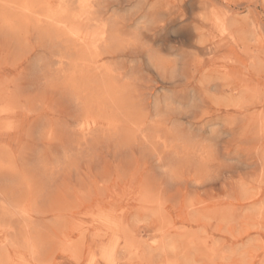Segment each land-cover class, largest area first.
Here are the masks:
<instances>
[{
  "label": "rangeland",
  "instance_id": "374dc122",
  "mask_svg": "<svg viewBox=\"0 0 264 264\" xmlns=\"http://www.w3.org/2000/svg\"><path fill=\"white\" fill-rule=\"evenodd\" d=\"M37 1L0 0V264H264V0H100L101 55Z\"/></svg>",
  "mask_w": 264,
  "mask_h": 264
},
{
  "label": "bare ground",
  "instance_id": "6f19581e",
  "mask_svg": "<svg viewBox=\"0 0 264 264\" xmlns=\"http://www.w3.org/2000/svg\"><path fill=\"white\" fill-rule=\"evenodd\" d=\"M10 1V0H8ZM27 1V0H26ZM37 1V0H36ZM39 2V1H37ZM36 2V3H37ZM53 2L56 3V6H53ZM2 4V3H1ZM52 4V5H51ZM108 4V3H107ZM219 4V3H218ZM3 5V4H2ZM28 5V4H27ZM11 6V5H10ZM111 6V5H110ZM36 7V5H35ZM34 7V8H35ZM108 7L105 4H101L100 0H44L43 5L40 7L43 11V15L48 19V23L54 25L55 27L59 28L61 32L64 33L67 38H74L80 46L83 45L87 47H91L96 55L98 54L97 49L100 48L101 45L104 44L106 39V32H107V21L104 17L108 11ZM39 9V8H38ZM7 10V9H6ZM10 10V9H9ZM20 11V10H18ZM29 11V10H28ZM129 11V10H128ZM228 11V10H227ZM12 12V11H11ZM15 12V11H14ZM7 13V12H6ZM16 13V12H15ZM28 13V12H27ZM12 14V13H11ZM37 14V13H36ZM39 14V13H38ZM116 14V13H115ZM114 14V15H115ZM17 15V13L15 14ZM118 15V14H117ZM119 16V15H118ZM117 16V17H118ZM16 17V16H15ZM25 17V16H24ZM32 17V16H31ZM115 17V16H114ZM23 18V17H22ZM39 18V17H38ZM109 18V17H108ZM11 20V18H9ZM17 19V18H16ZM24 19V18H23ZM31 20V18H29ZM34 19V18H32ZM43 19V18H42ZM47 19H45L47 21ZM40 20V19H39ZM110 20V18H109ZM112 20V19H111ZM15 21V19H14ZM18 21V20H17ZM16 21V22H17ZM45 21V22H46ZM188 21V20H187ZM15 22V23H16ZM44 22V19H43ZM27 23V22H25ZM29 23V22H28ZM27 23V24H28ZM33 23V22H32ZM112 23V21H111ZM215 23V22H214ZM229 23V22H228ZM236 23V22H235ZM21 24V23H20ZM26 24V25H27ZM31 24V23H29ZM39 24V23H38ZM37 24V25H38ZM109 24V23H108ZM40 25V24H39ZM221 25H224L221 24ZM24 26V25H23ZM44 26V24H43ZM109 26V25H108ZM229 26V25H228ZM233 26V25H232ZM36 27V25H35ZM53 27V26H52ZM143 27V26H142ZM221 27V28H220ZM31 28V27H30ZM44 28V27H43ZM56 28V30H57ZM135 28V27H134ZM219 33L224 34L225 26H218ZM36 29H38L36 27ZM35 29V31H36ZM111 28H109L110 30ZM34 30V28H33ZM45 30V29H43ZM59 31V32H60ZM44 32V31H43ZM58 32V31H57ZM27 33V32H26ZM62 34V33H61ZM109 34V33H108ZM57 36V34H56ZM108 36V35H107ZM136 37V36H135ZM63 38V36H62ZM128 38V37H127ZM59 39V37H58ZM120 39V38H119ZM126 39V38H125ZM63 41V40H62ZM73 41V40H71ZM56 42V41H55ZM124 42V40H123ZM68 43V42H67ZM71 43V42H70ZM124 44V43H123ZM202 44V43H201ZM66 45V44H64ZM70 45V44H68ZM125 45V44H124ZM76 46V44H75ZM79 46V45H78ZM69 47V46H67ZM71 47V46H70ZM69 47V48H70ZM73 47V46H72ZM105 47V46H104ZM122 47V46H121ZM90 48V49H91ZM120 48V47H119ZM211 48V47H210ZM76 49V48H75ZM91 49V52H93ZM105 49V48H103ZM89 50V48H88ZM149 50V49H148ZM208 50V49H207ZM62 51V50H61ZM69 51V50H68ZM67 51V52H68ZM87 51V49H86ZM86 51L84 53H86ZM66 52V51H65ZM56 53V52H55ZM54 53V54H55ZM81 54V53H80ZM79 54V55H80ZM87 54V53H86ZM104 54V53H103ZM106 54V53H105ZM74 55V54H72ZM76 55V54H75ZM101 55V54H98ZM68 56V55H67ZM157 56V55H156ZM72 57V56H71ZM86 57V56H84ZM97 57V56H96ZM148 57V56H147ZM162 57V56H161ZM65 58V57H64ZM78 58H80L78 56ZM76 58V59H78ZM149 58V57H148ZM75 59V60H76ZM91 59V58H90ZM68 60V59H67ZM74 60V59H73ZM81 60H85L81 59ZM88 60V59H87ZM160 60V59H159ZM66 61V59H65ZM80 61V60H79ZM163 61V60H162ZM166 61V60H165ZM78 62V61H77ZM59 63H63V59H59ZM160 63V62H159ZM250 64V63H249ZM73 65V64H72ZM81 67V66H80ZM157 67H159L157 65ZM79 68V67H78ZM77 68V69H78ZM175 68V67H174ZM48 69V68H47ZM54 69V68H53ZM69 69V68H68ZM76 69V70H77ZM79 70V69H78ZM77 70V71H78ZM252 71V70H251ZM85 73V72H84ZM73 74V73H71ZM70 75V73H68ZM70 78V77H69ZM68 78V79H69ZM73 79V78H72ZM98 81V80H97ZM80 82V81H79ZM83 82V81H81ZM103 82V81H102ZM143 82V81H142ZM75 83V82H74ZM88 83V82H87ZM86 83V84H87ZM74 85V84H73ZM103 85V84H102ZM82 86V85H81ZM84 86V84H83ZM92 86V85H91ZM114 87V86H113ZM87 88V87H86ZM112 88V87H111ZM107 89V87H106ZM105 89V90H106ZM104 90V89H103ZM116 90V89H115ZM82 91V90H81ZM87 91V90H85ZM107 91V90H106ZM83 92V91H82ZM90 92V91H89ZM93 92V91H92ZM105 92V91H104ZM108 94V92H106ZM136 93V92H135ZM89 95V94H88ZM87 95V96H88ZM93 95V93H91ZM106 97V95H104ZM101 97V96H100ZM91 99V98H90ZM94 99V98H93ZM97 100V99H96ZM90 101V100H88ZM104 101V100H103ZM131 101V100H130ZM91 102V101H90ZM89 104V103H88ZM156 104V103H155ZM181 106V105H180ZM171 107V106H170ZM155 109V108H154ZM144 114V113H143ZM154 116V115H153ZM159 120V119H158ZM168 122V121H167ZM143 124V123H142ZM145 140V139H144ZM81 141V140H80ZM83 141V140H82ZM81 141V142H82ZM75 143V142H74ZM76 150V149H75ZM82 151V150H81ZM65 187V186H64ZM21 206V205H20ZM15 207V206H14ZM0 208L1 211L5 212L9 210V206L7 205L6 197L3 194H0ZM8 213V212H7ZM3 214V213H1ZM5 216V215H4ZM10 216V215H9ZM13 216V215H11ZM8 223V222H7ZM3 225V224H2ZM1 226V225H0ZM8 226V225H7ZM4 227V226H3ZM32 238V237H31ZM63 244V243H62ZM9 246V245H8ZM28 248V247H27ZM26 248V249H27ZM65 251V250H64Z\"/></svg>",
  "mask_w": 264,
  "mask_h": 264
}]
</instances>
